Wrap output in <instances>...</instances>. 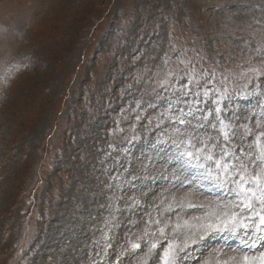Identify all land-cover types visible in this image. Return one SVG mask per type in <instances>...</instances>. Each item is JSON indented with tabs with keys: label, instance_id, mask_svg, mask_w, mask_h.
Wrapping results in <instances>:
<instances>
[{
	"label": "rangeland",
	"instance_id": "rangeland-1",
	"mask_svg": "<svg viewBox=\"0 0 264 264\" xmlns=\"http://www.w3.org/2000/svg\"><path fill=\"white\" fill-rule=\"evenodd\" d=\"M0 264H264V0H0Z\"/></svg>",
	"mask_w": 264,
	"mask_h": 264
}]
</instances>
